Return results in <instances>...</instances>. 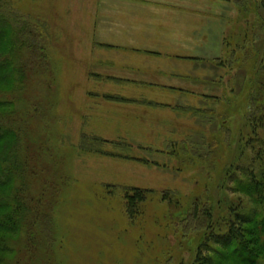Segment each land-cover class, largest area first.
<instances>
[{
	"label": "rangeland",
	"instance_id": "obj_1",
	"mask_svg": "<svg viewBox=\"0 0 264 264\" xmlns=\"http://www.w3.org/2000/svg\"><path fill=\"white\" fill-rule=\"evenodd\" d=\"M190 2L198 19L194 24L212 35L210 49L192 54L203 59L198 64L175 65L180 76L171 80L179 87L175 103L190 102V109L206 116L179 111L164 125L148 126L122 103L107 99L121 94L122 85L109 77L126 66L109 65L119 53L97 46L116 40L110 34L125 0H11L40 43V53L28 57L24 81L18 77L14 90L9 83L0 94L10 103L6 111L16 125L28 169L27 193L37 214L35 237L30 240L24 231L12 259L20 264H191L194 238L226 233L229 204L251 207L242 192H233L230 179L239 176L237 168L229 174L227 168L240 163L247 133L243 118L250 109L244 89L252 66L263 63L260 0ZM184 88L190 101L179 102ZM85 136L107 141L99 145L104 154L83 151ZM186 140L196 145H190L188 158H178L173 143ZM212 141L220 146L214 157L207 146ZM127 188L154 191L136 220L127 215ZM164 194L176 196L165 200ZM195 206L211 209L210 225L201 224L199 211L188 225L180 223L183 216L177 214ZM256 264H264V258Z\"/></svg>",
	"mask_w": 264,
	"mask_h": 264
},
{
	"label": "trees",
	"instance_id": "obj_2",
	"mask_svg": "<svg viewBox=\"0 0 264 264\" xmlns=\"http://www.w3.org/2000/svg\"><path fill=\"white\" fill-rule=\"evenodd\" d=\"M258 8L264 14V0H260ZM39 44V38L34 33V29L27 19L16 14L11 7V0H0V94L3 92L2 87L8 86L9 83H12L14 86L12 90H14L18 77L20 81H24L29 69L28 57L40 53ZM252 51L246 50L248 54ZM262 61V65H253L250 69V79H248L250 81L244 89L245 93L248 92L250 109L243 118L244 132L247 133L243 136L245 141L241 139L243 149L240 150L238 162L242 164L235 166L233 163L227 168L228 173L226 172L229 174L234 167L237 168L239 176L230 179V182L235 184L233 192H242L249 198L251 207H247L243 202L236 206H233V203L229 204L226 233L214 234L211 231L209 234L204 233L197 240L194 238L197 246L191 264H256L259 257L264 258V54ZM107 99L130 102L111 96ZM9 105L10 103L0 99V264H20V260L17 261L15 257L12 259L11 256L17 254L16 248L21 242V234L24 231H27L26 234L31 237L30 240L35 237L37 214H34L33 204L31 205L27 193L25 180L28 169L20 156V140L14 127L16 125L12 126L14 120L6 111ZM192 112L206 116L203 110L196 109ZM211 113L208 112V115ZM223 122L230 123L225 118ZM222 127L226 128L224 124ZM83 139L84 143L81 145L83 151L104 154L105 151L99 145L107 141L87 136ZM190 145L196 144L187 140L174 142L173 153L178 158H188L191 151ZM207 146L209 155L212 157L220 151L218 141H212ZM105 156L109 154L105 153ZM121 158L131 160L130 157ZM125 190L128 200L127 215L136 220L135 218L141 212L142 204L154 191L140 188ZM172 196L164 194L163 199L167 200ZM197 207L195 206L192 211L187 210L185 214H177L179 218L183 216L180 223L188 225L199 211L204 217L201 224L206 222L210 225L213 219L211 209ZM47 229H49L48 224ZM244 257L248 258L245 262Z\"/></svg>",
	"mask_w": 264,
	"mask_h": 264
},
{
	"label": "crops",
	"instance_id": "obj_3",
	"mask_svg": "<svg viewBox=\"0 0 264 264\" xmlns=\"http://www.w3.org/2000/svg\"><path fill=\"white\" fill-rule=\"evenodd\" d=\"M125 1L123 8L118 7L115 32L110 34L116 40L97 43V46L119 53L118 58L109 62V65L126 66L117 77H109L114 79L109 80L110 82L123 87L121 94L111 97L130 101L117 102L125 105L124 110L127 109L132 117L147 122L148 126L164 125L168 115L172 118L175 112L194 114L192 111L195 110L190 109V102L175 103L179 87L171 79L175 80V77L180 76L174 70L175 65L198 64L201 61L202 58L192 54L205 53V47L210 49L212 35L194 24L198 19L195 13L190 12V0ZM199 21L202 22V19ZM138 65L146 68H135ZM160 65L171 68L163 70ZM148 68L153 70L150 75ZM156 69L162 70L164 75H159ZM169 70L171 72L166 75ZM186 89L179 90L182 91L177 94L180 96L179 102L190 101ZM172 101L174 103H167Z\"/></svg>",
	"mask_w": 264,
	"mask_h": 264
}]
</instances>
